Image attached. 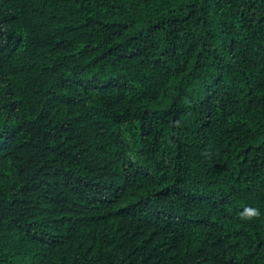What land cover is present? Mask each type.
<instances>
[{"label": "trees", "instance_id": "16d2710c", "mask_svg": "<svg viewBox=\"0 0 264 264\" xmlns=\"http://www.w3.org/2000/svg\"><path fill=\"white\" fill-rule=\"evenodd\" d=\"M0 264H264V0H0Z\"/></svg>", "mask_w": 264, "mask_h": 264}, {"label": "clouds", "instance_id": "9594fccd", "mask_svg": "<svg viewBox=\"0 0 264 264\" xmlns=\"http://www.w3.org/2000/svg\"><path fill=\"white\" fill-rule=\"evenodd\" d=\"M261 215V210L256 206H245L243 210L240 212V216L242 219H250L254 217H258Z\"/></svg>", "mask_w": 264, "mask_h": 264}]
</instances>
